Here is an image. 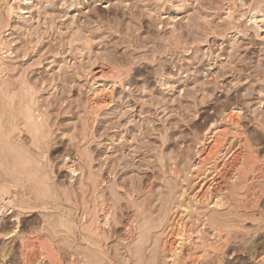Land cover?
I'll list each match as a JSON object with an SVG mask.
<instances>
[{
  "label": "rangeland",
  "instance_id": "1",
  "mask_svg": "<svg viewBox=\"0 0 264 264\" xmlns=\"http://www.w3.org/2000/svg\"><path fill=\"white\" fill-rule=\"evenodd\" d=\"M23 6L21 19L15 17L3 35L14 53L3 59L0 90H8L13 108L2 95L0 114L4 124L15 113L29 123L24 134L14 132L17 139L26 137V143L9 147L13 156H0V177L19 183L14 205L0 220V264H127L126 246L132 257L128 264H154L157 253L161 259L157 227L173 203L170 189L180 195L185 191L197 138L212 117L222 122L224 105L237 103L243 109V136L252 139L257 162L264 167V29L258 37L247 19L255 10L264 13V0H30ZM229 6L232 19L223 14ZM166 46L179 50L173 55ZM155 50L161 55L152 62ZM133 60L143 74L117 88L108 108L90 113L87 74L97 63ZM33 110L43 113L55 132L48 156L33 138L35 130L45 132ZM86 124L93 133L84 139ZM7 133H0L5 148ZM80 141V152L88 154L83 162L76 151ZM69 160L77 162L73 175L66 167ZM263 173L256 184L257 210L247 209L245 219L238 221L241 230L234 228L237 220L220 219L234 233L224 254L210 252L209 264H218L216 254L222 264H264ZM244 194L252 195L250 186ZM107 209L114 232L105 239V256L80 233L71 235L60 226L62 212L82 224L84 212L90 222L97 211ZM197 217L187 216L195 228ZM130 223L135 232L125 240L123 229ZM210 228L204 238L214 242ZM27 234L49 241L55 252H40L39 242L28 255L21 247Z\"/></svg>",
  "mask_w": 264,
  "mask_h": 264
},
{
  "label": "bare ground",
  "instance_id": "2",
  "mask_svg": "<svg viewBox=\"0 0 264 264\" xmlns=\"http://www.w3.org/2000/svg\"><path fill=\"white\" fill-rule=\"evenodd\" d=\"M28 1L30 0H0V85L4 83L3 73L6 72L5 62L3 61V59L12 58L14 53L12 51V44L4 40L3 35L5 32L9 30V28H11L12 21L15 17L18 18L19 20L21 19L20 14H23L24 12L23 5ZM231 9L232 7L229 6L227 8V11L223 10V14H225L226 17L229 19H232L234 17V14L232 13ZM243 17L244 16H242V18ZM247 19H248V23H251L253 25L251 26V29L256 32L257 36L263 37L260 32L261 30L264 29V13L260 10H255L252 15L250 14L247 17ZM238 21L240 22V20ZM166 47H168L169 49H171V51H173V55H176L177 53L176 51L179 50V48L176 46L174 47L166 46ZM168 48L166 50H168ZM157 55H161V54L159 51L155 50L152 53V56H150V61L156 62L158 60ZM145 61H147V59H145ZM136 64L137 63L133 60V61H127L125 63L116 62L114 65H103L102 63H97L95 65V69L87 74V85L85 86V92L88 94L87 106L88 109L90 110V113L95 112L97 109L108 108L113 103L112 98L117 88L126 87L127 84H130L131 82L135 81L137 73L138 74L140 73L141 75L143 74L142 73L143 70L141 68H134ZM161 66L163 68L166 67V65H161ZM133 70H135V73L132 74ZM2 95L5 96L4 99L2 98L3 102L9 108L12 107L11 106L12 98L8 94V90H5L4 88L1 89L0 96ZM10 98H11V102L8 101V99ZM223 107H224L223 113L225 114V118L222 120V122L219 119L212 117L206 123L202 136L197 138L195 145L194 161L192 162V165H190L189 167L190 172L188 171L189 181L185 189L183 188L185 191H183L180 195L178 189L175 191L173 189H170V193H171L170 197H172L173 199L171 209L169 210L168 213L166 212L167 215L163 219H161L157 227V229H159V235H160L159 245L157 246L160 248L162 261L160 259L159 253H157V255L154 256L155 257L154 264H161V262H163L164 264H209L210 261H208V255L211 254L210 252H213L215 254L218 253L219 251L222 254H224L227 248L228 240H230L231 234L234 233V232L231 233L227 229L225 230L222 224L219 223L220 219L223 218L226 220V222L229 219L237 220L236 222H234V228L237 229L238 227H240L238 221H241V219H243L245 215L248 214L247 209L249 208L253 211L258 206L260 189L257 188L256 184L257 182H259V180H263L260 179V177L261 174L264 172V167L259 166V163L257 162V156H259V154L258 151L255 149L254 145L252 144V139L243 136V132H242L243 128L241 125V118H242L241 112L243 109L237 103H234L232 105H224ZM0 109H1V104H0ZM33 111L34 114H36V111L35 110ZM15 115H12L10 120H8L4 124V120L2 117L3 114L2 115L0 114V133L4 136V133L8 132L7 134L10 136V138L9 136H7L8 138L6 137L5 141L8 143V146L6 144V148L4 145H2L4 141L3 138L0 137V156H13L9 151V147L11 149V146H13L14 143H20L19 142L20 140L21 141L23 140L24 144L27 141L26 137L24 136H22L21 139H17L15 136L16 133L14 134V132L17 129L19 133H23V130L28 128L29 118L26 116L23 117L19 116L18 118ZM36 116L37 118H41L40 124L42 127H44L45 132L43 131L39 133L38 130H35L37 133H35V136L33 138L37 139L38 143H40L39 144L40 146L39 145L36 146L37 149L43 153V156H48L50 145L55 135V132L53 130V126L49 125L48 122L44 119L43 113L37 112ZM16 118L18 119V122ZM83 133H84L83 134L84 139L85 137L92 136L93 132L90 129L89 124H86V126L83 128ZM81 144L82 142L80 141V143H78L77 145L76 151H77V156H79L78 161L83 162L85 161L83 156H88V154L86 152L83 153L80 152ZM20 146L18 148H20ZM22 148L23 147H21V149ZM30 148L32 149V151H34L32 147ZM75 163L77 162L69 160L66 166L72 175L77 171L75 168ZM176 171L179 172V170ZM179 179L180 178L178 177V180ZM105 181L106 180L103 179L97 186L95 192L97 199L101 198L100 193L98 192L99 190H103L102 184ZM153 182L154 179L152 175L149 177L150 187L153 184ZM17 185H15L12 182L10 183L8 181L7 182L3 181V179L0 177V220L3 218V212L4 211L7 212L10 209V207L14 205L15 199L18 197L17 194L15 193ZM249 186L251 188L252 195L250 197H246L244 194V190ZM70 190L73 192L72 199H74V203L76 204L78 201V199H76L75 197L76 191L73 188H71ZM147 192L148 191H146V193L142 196V200H146L148 195ZM36 198L39 199V197ZM17 208H19V206H17ZM20 208H24V206H21ZM211 211L214 214H216L215 215L216 217L214 216L215 217L214 219H212L210 216ZM99 212L102 213L99 215ZM186 215L190 217L196 215L198 216L197 218L199 224L196 228L193 227L191 222L190 223L188 222ZM58 216H60V226L63 227L64 230H66L64 232L66 233L68 232L71 235L80 233L84 241L88 245L92 246L99 254L103 256L107 254L108 247L105 239L111 238L112 237L111 235L114 232L113 231L114 228L112 229L111 227L113 214L109 209L103 211L101 210L97 211L95 214L94 221H90V222L88 221V219L91 218L90 214L84 212L83 217H81L82 220L80 219L82 221V224H78V220L73 219L65 212H62L61 215ZM130 222H132L131 219ZM207 226H210L212 228L210 229L214 231V238H215L214 242H211L212 240H209L210 241L209 242L204 238V232ZM236 229L235 231H237ZM15 230H17V228ZM123 230H124L123 234L125 236V240H128L129 233L135 232V229L132 228L131 223L128 226L126 225ZM230 230L232 231V229ZM133 237H135V234H133ZM39 242L41 243V245L39 244L40 252L42 251L43 253H50V254L51 253L53 254L55 252L52 245L49 244V241L47 243L43 241L41 238H39L37 235L29 236L27 234L21 237V247L28 253V255L30 251L38 247L36 245H38L37 243ZM125 250H126L125 254L127 260L126 263L128 264L132 261V257L129 254L127 246ZM91 255L93 256V254ZM216 255H217L216 261L218 262V264H222V262H224V259L219 258L218 254Z\"/></svg>",
  "mask_w": 264,
  "mask_h": 264
}]
</instances>
